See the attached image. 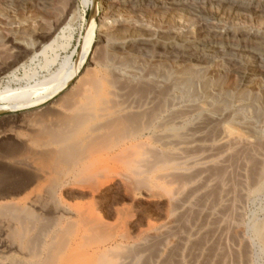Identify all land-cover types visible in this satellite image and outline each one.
Returning a JSON list of instances; mask_svg holds the SVG:
<instances>
[{
    "label": "rangeland",
    "instance_id": "obj_1",
    "mask_svg": "<svg viewBox=\"0 0 264 264\" xmlns=\"http://www.w3.org/2000/svg\"><path fill=\"white\" fill-rule=\"evenodd\" d=\"M94 4V41L78 77L44 105L0 115V218L7 222L0 244L7 238L13 246L0 248V258L62 264L75 247L85 264H252L234 222L241 170L249 185L260 176L264 91L258 84L237 87L236 77L218 65L176 66L109 43L138 36L152 40L154 53L156 40L206 48L238 37L211 35L209 41L210 32L149 11L138 22L108 20L100 1ZM91 12L81 0H51L49 12L0 4V85L9 73L29 70L30 58L58 28L42 35L61 17L64 23L71 18L70 30L55 43L59 56L51 71L72 52L73 63ZM99 85L105 100L94 114L83 96ZM193 113L209 123L203 144L181 145ZM220 116L242 141L216 153L206 144L217 138L212 121ZM180 118L185 126L175 124Z\"/></svg>",
    "mask_w": 264,
    "mask_h": 264
},
{
    "label": "bare ground",
    "instance_id": "obj_2",
    "mask_svg": "<svg viewBox=\"0 0 264 264\" xmlns=\"http://www.w3.org/2000/svg\"><path fill=\"white\" fill-rule=\"evenodd\" d=\"M94 1L81 0L83 10L86 11L91 5L92 12L90 19L86 22L83 44L81 50L77 51L76 60L73 63L70 62V57L74 54L72 52L69 57L64 58L61 64L57 65L56 69L51 71V66L56 64V58L59 56V50L55 48V43L57 39L63 37L70 30L69 23L71 18H68V23H64L63 17H58L59 20H56L53 32L44 33L42 37H50L58 28L57 32L47 44L42 46L30 58L29 70L21 76L16 75L15 72L9 73L6 75L3 84L0 85V115L22 112L42 104L44 105V103L52 101L55 97L61 95L72 81L78 77L92 50L94 41L95 18L97 16ZM99 1L104 13H102L103 17L108 20L114 19L115 21V18H126L127 20L138 22L149 11L160 14L164 19L170 18L171 20L174 19L173 21L183 22L186 26L188 25L199 32H210L206 37L209 41L213 40V38H210L211 35L224 39V36L231 34L235 36L236 34L235 37H238L237 43L210 45L206 48H204L205 45L203 48H199L197 42L193 41L186 42L185 40L184 42V40L181 41L179 39L156 40L157 49H155L154 53L149 50V44L152 43V40L138 36L123 35L114 38L109 43L110 46L127 50L137 55L167 60L176 66L198 65L211 67L218 65L227 74L236 77L237 87L241 88L258 84L259 89L264 91V0ZM0 4L9 11L22 10L26 12L38 9L49 12L51 0H0ZM104 96V87L99 85L94 93H85L83 97L89 100L88 107L91 112L96 114L101 104L100 102L105 98ZM50 108H53V106H50ZM258 119H260L258 122L259 130L264 138V114ZM202 121L196 113L190 116L191 128L184 131L183 134L186 136L187 142L180 143L181 145H194L193 143L195 142L203 144L202 137L208 129L209 123L205 124ZM212 123L218 126L219 134L215 140H209L210 143L206 145L216 148V150L214 149L215 152L221 153L220 151L223 148L236 145L242 141L241 138L234 135L225 126V116L215 118ZM175 124L177 126H185L186 120L180 118L175 121ZM175 124L173 122V125ZM177 144L179 145V143ZM215 152L213 153L215 154ZM259 153L260 176L257 182L249 185L245 174L246 170L242 169L240 172L239 178H241V183H243L240 189L242 201L241 204L238 203L240 205L237 210V220L234 222V225L242 230L243 240L247 245L250 261L253 263H257L258 259L264 254V147ZM248 205L255 209L250 212L245 210ZM6 226L7 222L0 218V228L5 230ZM10 243L6 238L0 244V248L11 245ZM11 247L13 246L11 245ZM73 248L69 251L65 262H62V264H85L84 256L80 249ZM34 259L31 256L22 255L19 257L21 263L24 264H28L29 261ZM8 260L6 257H1L0 264H9ZM39 261L40 258L38 263Z\"/></svg>",
    "mask_w": 264,
    "mask_h": 264
}]
</instances>
